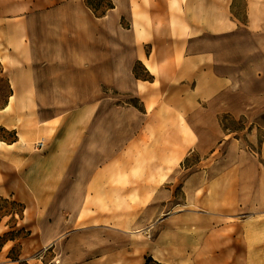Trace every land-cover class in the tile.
<instances>
[{
	"label": "crops",
	"instance_id": "crops-1",
	"mask_svg": "<svg viewBox=\"0 0 264 264\" xmlns=\"http://www.w3.org/2000/svg\"><path fill=\"white\" fill-rule=\"evenodd\" d=\"M112 3L95 16L84 0H0L4 118L32 96L36 115L62 112L58 128L81 131L46 143L41 130V149L63 148L23 174L6 157L17 141L0 144V196L21 206L0 214V264H264V135L254 130H264V0ZM106 88L140 106H115L113 143L126 150L95 169L111 125ZM223 114L245 118L244 138ZM193 154L180 179L176 165ZM175 185L182 197L171 201Z\"/></svg>",
	"mask_w": 264,
	"mask_h": 264
},
{
	"label": "rangeland",
	"instance_id": "rangeland-1",
	"mask_svg": "<svg viewBox=\"0 0 264 264\" xmlns=\"http://www.w3.org/2000/svg\"><path fill=\"white\" fill-rule=\"evenodd\" d=\"M92 3L97 4V6L99 7V9H101L102 7H104L105 5V1L104 0H89ZM122 23L124 24V21H122ZM137 71V69H136ZM138 72V71H137ZM140 72H142V70H140ZM10 92V87H9V83L7 80V77L3 74V72H0V106L7 100L8 95ZM33 97H21V100L18 101V106H16V110L11 113L8 118L10 119V121H8L7 117L4 118V111H2L0 109V139L1 141H3V143H9L12 142V140L16 137L17 141L14 145L10 146V148H5L8 149L6 150V157L9 155L10 159H11V167H15L17 162H21V165L19 166V168H17V170L12 171V172H21L22 174L24 173V169L28 168L29 171L33 169L34 167V156L35 155H39V153L44 152V151H60L63 148V145L61 144H52V143H48L45 145V147L43 149H41V142L39 140H41L43 137H45V142L47 143V141L50 140V136H62V134L64 135H68V137H71V139H80V129L77 128H72V127H64V126H60L58 128V120L57 117H59V115L62 114V112H47V115H42L43 117H41L40 115V111L37 112L36 115V111H34L33 109ZM129 104H135V105H139L138 99H136L135 97L131 96L130 94L127 93H118L116 90L111 89V88H106V102H105V112L103 113L104 117L106 118V120L111 122L110 127H106L105 129V143H104V153L106 155L105 159L103 160H99L96 161V166L95 169L97 168V164H103L106 165L110 162L113 161V155H114V151L122 150L125 149L126 145H122L121 147L118 145H115L113 143V121L116 119L115 117V113L113 111V109L115 108V106L117 105H122V106H126ZM66 107V105H64ZM21 107V110H20ZM75 106H73L74 108ZM69 108V107H68ZM65 114H69L68 119H71L72 116L71 113L69 112H65ZM74 116V114H73ZM123 116V112L121 110L118 111V118ZM92 117V116H91ZM74 118V117H73ZM224 124L231 129H236L235 131V135L241 136L244 138V134H242L240 132L241 128H245L248 125V122L243 119L241 116L240 117H232L230 115L228 116H222L221 117ZM14 119V123H11V121H13ZM119 120V119H118ZM124 120V117L123 119ZM15 124L14 127L12 126H7V125H12ZM41 124L43 128H41ZM41 130H43L45 132V130L47 131V133L42 137L40 135ZM255 132L257 133L258 138L262 137L264 135V130L263 129H254ZM80 132V133H79ZM58 133V134H57ZM93 132L92 129L90 131V135L92 136ZM42 137V138H41ZM246 144V141H244ZM3 144L2 148L4 149V147H7ZM69 146H73L74 151H80L83 147L82 143H73V144H68ZM118 146V148H116ZM0 147V164H1V149ZM98 145L96 144H90L89 150L93 151V150H97ZM249 148L253 151H257L259 149L258 145H251L249 146ZM126 150V149H125ZM218 151H223L224 150V146H220L219 149H217ZM197 155L193 154L190 156L189 159H185L183 161H181L180 166L176 165L175 168V172H180V174H178L180 179H184V177H186L192 170V169H187V166L191 163L194 162L197 159ZM76 163V161H74ZM41 164H45V163H41ZM42 165V166H43ZM80 167H82V165H80ZM95 169H91V172L86 176L85 179H83V176H76L73 179V185L74 187H82V184L86 183L87 179L90 178V176L92 175V172L95 171ZM197 169V168H196ZM199 169V166H198ZM195 170V169H194ZM173 171V170H171ZM12 179L14 178H18L17 175H13V177H11ZM35 179H37V177L35 175H31V181L35 182ZM37 183V181H36ZM177 183V182H176ZM159 189H162L163 187H156ZM170 188L172 190V195L173 198H171V201H177V200H181L182 197V190L181 187H179V185H175L174 187H167ZM138 189L140 190L141 188L138 187ZM21 210V206L16 203L13 202V200H9L7 198H4L2 196H0V214L4 213V212H19ZM172 211V208H171ZM155 229H154V233H155ZM45 264H50L48 261Z\"/></svg>",
	"mask_w": 264,
	"mask_h": 264
},
{
	"label": "trees",
	"instance_id": "trees-1",
	"mask_svg": "<svg viewBox=\"0 0 264 264\" xmlns=\"http://www.w3.org/2000/svg\"><path fill=\"white\" fill-rule=\"evenodd\" d=\"M104 1H105V5H104V7H102L101 9H99V7L97 6V4L92 3V2L89 1V0H84L85 4L91 9V11L93 12V14H94L95 16H102V15L105 14V12H106L107 9L113 7V3H112L111 0H104ZM0 72H3V68H2V66H1V62H0ZM133 73H134V75H135L136 77H138L139 74H138V72L136 71V69L133 70ZM8 97H9V95H8ZM7 100H8V98H7ZM7 100H6V101L0 106V109H2V108L7 104ZM222 116H228V115H227V114H223ZM222 116H221V117H222ZM221 117H220V121H221V124H222V126H223V128H224L225 130L229 129L230 132L236 130V129L228 128V127L224 124V122H223V120H222ZM242 118L245 119L244 117H242ZM242 128H243V127H242ZM15 140H16V137L12 140V142L15 141ZM0 141H1V139H0ZM148 260H149V258H147V262H148Z\"/></svg>",
	"mask_w": 264,
	"mask_h": 264
},
{
	"label": "bare ground",
	"instance_id": "bare-ground-1",
	"mask_svg": "<svg viewBox=\"0 0 264 264\" xmlns=\"http://www.w3.org/2000/svg\"><path fill=\"white\" fill-rule=\"evenodd\" d=\"M111 1H115L118 3L119 0H111ZM114 14H115V10H110L108 15L105 18H103V21H105L107 23H112V19L114 17ZM120 67H121L120 71H121L122 78H123L124 82H126L129 86L135 87V84H136L135 78L129 73L127 65H125V66L121 65ZM14 98L15 97L12 98L13 99L12 104L10 106H6V109H11V110L13 109L12 105L14 103ZM16 99H17V97H16ZM0 144L3 145L4 143L0 142Z\"/></svg>",
	"mask_w": 264,
	"mask_h": 264
}]
</instances>
